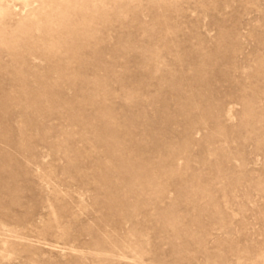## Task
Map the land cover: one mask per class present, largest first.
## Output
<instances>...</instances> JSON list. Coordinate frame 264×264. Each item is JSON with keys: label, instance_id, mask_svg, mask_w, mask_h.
<instances>
[{"label": "rangeland", "instance_id": "rangeland-1", "mask_svg": "<svg viewBox=\"0 0 264 264\" xmlns=\"http://www.w3.org/2000/svg\"><path fill=\"white\" fill-rule=\"evenodd\" d=\"M0 264H264V0H0Z\"/></svg>", "mask_w": 264, "mask_h": 264}]
</instances>
